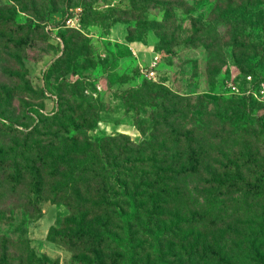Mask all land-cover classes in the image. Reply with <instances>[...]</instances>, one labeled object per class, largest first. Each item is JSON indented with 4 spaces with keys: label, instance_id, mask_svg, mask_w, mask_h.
<instances>
[{
    "label": "trees",
    "instance_id": "16d2710c",
    "mask_svg": "<svg viewBox=\"0 0 264 264\" xmlns=\"http://www.w3.org/2000/svg\"><path fill=\"white\" fill-rule=\"evenodd\" d=\"M70 1L12 0L28 5L23 13L43 24L60 8L66 12ZM132 1L137 5L130 10L131 20L154 8L163 12L164 22H171L172 11L184 6L183 0ZM2 23L9 21L0 18ZM56 62L48 73L55 71ZM69 85L65 98L71 103H58L47 114L29 106L19 125L0 117V224L11 222L18 210L27 220L39 216L43 202L64 207L67 215L48 238L70 253L69 264H237L231 239L247 250L244 264H264V219L239 210L228 214L227 205L210 214L222 205L213 198L232 187L245 188L251 204L264 208V151L237 157L228 147L232 138L224 135L216 150H200V132L183 128L184 100L148 82L108 88L126 112L135 113L133 127L146 139L136 143L124 134L90 138L84 131L99 122L94 103L76 101L75 84ZM244 102L249 113L251 103ZM140 112L148 114L145 128ZM196 179L205 182L202 191L212 199L209 207L197 208L200 224L196 215H185L197 202L187 188ZM0 264L58 262L36 255L24 236L0 238Z\"/></svg>",
    "mask_w": 264,
    "mask_h": 264
},
{
    "label": "rangeland",
    "instance_id": "374dc122",
    "mask_svg": "<svg viewBox=\"0 0 264 264\" xmlns=\"http://www.w3.org/2000/svg\"><path fill=\"white\" fill-rule=\"evenodd\" d=\"M183 3L169 15L173 21L164 22L163 12L154 8L131 20L130 10L137 5L132 0H71L66 12L60 8L43 24L23 13L28 5L0 0V18L9 21L0 24V117L19 125L29 106L47 114L58 103L74 101L65 96L66 87L75 84L76 101L92 100L99 121L84 131L88 137L124 134L140 143L147 137L136 133L135 113L126 112L108 88L121 90L148 82L184 100L183 128L187 133L200 132V150H216L224 135L232 138L228 147L237 157L263 152L264 107L251 100V93L264 82V0ZM155 58V80L148 79L145 74ZM53 62L55 71L48 73ZM245 100L251 103L249 113ZM148 121V114L140 112L144 128ZM255 136L260 137L258 142ZM204 183L196 179L187 185L191 200L197 202L185 215H196L199 224L197 208L209 207L212 200L202 191ZM209 191L211 195L213 190ZM246 194L243 187L219 194L213 201L222 205L210 214L227 205L228 214L239 210L263 220L264 208L256 209L250 194L244 200ZM39 208L40 215L30 220L19 210L12 213L11 222L0 224V238L26 236L36 255L69 264L70 253L48 238L50 229L67 215L65 208L49 202ZM229 249L237 264L246 262L247 250L239 242L229 240Z\"/></svg>",
    "mask_w": 264,
    "mask_h": 264
},
{
    "label": "built area",
    "instance_id": "2783aa9c",
    "mask_svg": "<svg viewBox=\"0 0 264 264\" xmlns=\"http://www.w3.org/2000/svg\"><path fill=\"white\" fill-rule=\"evenodd\" d=\"M71 21V20H70ZM156 58L153 59V61L151 62V64L148 66L147 69V73L145 74V76L148 79H153L155 80V76H156ZM247 80L250 81L251 78L247 77ZM251 97L259 104L264 105V82H259L257 84V88L255 89V91L253 93H251Z\"/></svg>",
    "mask_w": 264,
    "mask_h": 264
},
{
    "label": "crops",
    "instance_id": "0c3cea01",
    "mask_svg": "<svg viewBox=\"0 0 264 264\" xmlns=\"http://www.w3.org/2000/svg\"><path fill=\"white\" fill-rule=\"evenodd\" d=\"M133 53H134V51H133ZM141 56V55H140Z\"/></svg>",
    "mask_w": 264,
    "mask_h": 264
}]
</instances>
